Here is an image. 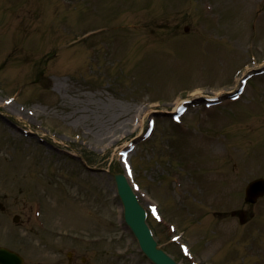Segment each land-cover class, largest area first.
<instances>
[{"label": "rangeland", "instance_id": "rangeland-1", "mask_svg": "<svg viewBox=\"0 0 264 264\" xmlns=\"http://www.w3.org/2000/svg\"><path fill=\"white\" fill-rule=\"evenodd\" d=\"M0 113L16 126L0 117L3 242L16 216L30 257L52 250L40 238L60 248L34 236L39 196L47 235L107 237L91 247L107 260L92 264H150L115 195L117 151L133 141L139 202L164 218H147L160 247L179 264H264V197L243 201L264 179V0H0Z\"/></svg>", "mask_w": 264, "mask_h": 264}, {"label": "water", "instance_id": "water-1", "mask_svg": "<svg viewBox=\"0 0 264 264\" xmlns=\"http://www.w3.org/2000/svg\"><path fill=\"white\" fill-rule=\"evenodd\" d=\"M115 183L118 195L124 210V219L126 224L133 232L135 238L138 240L139 245L146 257L154 264H174L167 256L160 250L156 249L155 243L151 239L149 232L144 224V211L137 204L135 196L133 195L130 187L128 186L124 177L115 175ZM264 193V181L257 180L250 183L245 191V200L247 202H255L257 197ZM6 259H17L14 254L0 250V264H5L1 257Z\"/></svg>", "mask_w": 264, "mask_h": 264}, {"label": "flooded vegetation", "instance_id": "flooded-vegetation-1", "mask_svg": "<svg viewBox=\"0 0 264 264\" xmlns=\"http://www.w3.org/2000/svg\"><path fill=\"white\" fill-rule=\"evenodd\" d=\"M18 218V217H17ZM17 229H20L19 222L17 221V224L15 225ZM22 230V229H20ZM30 234H34L31 230H28ZM38 238L40 234L36 233L34 234ZM8 238V237H7ZM23 234L21 232V238L18 236V238H15V242L19 244V248L22 250L25 249L26 245L25 243L28 242V240L23 239ZM9 239V238H8ZM40 242H42V246H45V239L40 238ZM48 243V242H46ZM50 244V243H48ZM57 245L60 248H68L65 246L64 243L58 242ZM52 250L44 249V251L40 254L43 255L42 257H32L30 259L31 264H90L91 263V255L93 254V251L91 249V246L87 244L78 243L76 241L69 242L70 251L65 252L64 249L60 248H54L53 246ZM19 248L14 249L16 252L20 253ZM48 252L51 254L49 255ZM69 253V256L66 255ZM62 255H64V262L62 261ZM66 255V256H65ZM89 255L88 258L86 256ZM52 256V257H51ZM101 261H105L107 259L106 252H102L100 256ZM28 263V260L26 262Z\"/></svg>", "mask_w": 264, "mask_h": 264}, {"label": "snow or ice", "instance_id": "snow-or-ice-1", "mask_svg": "<svg viewBox=\"0 0 264 264\" xmlns=\"http://www.w3.org/2000/svg\"><path fill=\"white\" fill-rule=\"evenodd\" d=\"M153 211H155V210H153Z\"/></svg>", "mask_w": 264, "mask_h": 264}]
</instances>
